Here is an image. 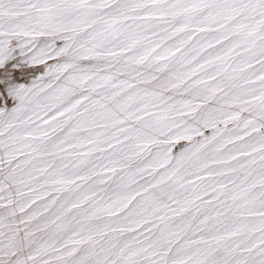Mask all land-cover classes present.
<instances>
[{"label": "snow or ice", "instance_id": "6c2138e0", "mask_svg": "<svg viewBox=\"0 0 264 264\" xmlns=\"http://www.w3.org/2000/svg\"><path fill=\"white\" fill-rule=\"evenodd\" d=\"M0 264H264V0H0Z\"/></svg>", "mask_w": 264, "mask_h": 264}]
</instances>
